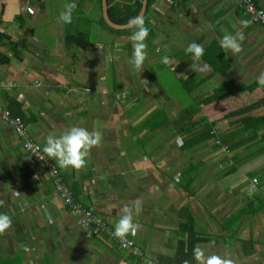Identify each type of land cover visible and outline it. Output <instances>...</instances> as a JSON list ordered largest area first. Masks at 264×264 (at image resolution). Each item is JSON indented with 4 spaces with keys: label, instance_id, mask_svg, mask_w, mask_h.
<instances>
[{
    "label": "crops",
    "instance_id": "obj_1",
    "mask_svg": "<svg viewBox=\"0 0 264 264\" xmlns=\"http://www.w3.org/2000/svg\"><path fill=\"white\" fill-rule=\"evenodd\" d=\"M44 1L41 8L33 0H0V9L4 7L0 105L25 124L29 137L41 148L50 133L73 126L102 133L100 146L91 149L86 167L79 171L60 169L48 159L61 185L78 196L77 202L101 229L95 232L92 224H79V213L60 200L56 181L43 165L25 158L22 140L0 117V201L4 202L0 213L13 221L12 228L0 235V263L144 264L150 258L151 264H182L176 249L186 237L198 239L194 248L205 249L206 255L227 256L233 264H264V210L241 216L236 226L230 220L250 196L264 199L261 188L249 189L252 179H258L257 172L264 171L252 166L259 159L237 167L234 163L236 170L230 172L231 156L244 147L226 153L210 139L183 151L184 136L172 124L180 111L199 98L197 90H212L232 81L257 83L260 91L264 58L249 55L258 49L264 57V28L238 12L237 0H155L149 14L153 34L146 41L152 52L142 71L136 72L129 64L130 35L104 28L94 2L74 0L77 8L72 23L61 25L57 17L62 3ZM254 1L264 10V0ZM155 7L168 15L178 13L182 25L176 27L168 19L167 25L155 17ZM240 32L244 35L242 52L233 55L221 48L230 65L226 74L212 76L208 65L190 56L191 62L176 75H199L200 82L182 93V104L176 96L165 94L154 75L158 69L170 73L179 68L186 61L179 52L192 42L205 50L213 41L220 46L225 33ZM106 33L108 42L97 38ZM248 46H254L251 52H246ZM164 56H170L169 63H163L165 69L151 68ZM218 103L202 108L200 114L207 120L216 117L208 109ZM157 110L165 116L156 115ZM228 129L221 121L214 130L219 134ZM188 167L194 172L191 186L184 183ZM137 198L142 211L134 222L140 227L135 236L127 237L136 248L132 254L110 234L121 208ZM188 261L196 264L193 257Z\"/></svg>",
    "mask_w": 264,
    "mask_h": 264
},
{
    "label": "trees",
    "instance_id": "obj_2",
    "mask_svg": "<svg viewBox=\"0 0 264 264\" xmlns=\"http://www.w3.org/2000/svg\"><path fill=\"white\" fill-rule=\"evenodd\" d=\"M36 4L40 5L41 8L44 6V0H33ZM81 2L86 0H80ZM97 5L98 12L100 15V24L110 30L111 32L115 33H122V34H131V30H122L117 31L109 28L103 21L101 17V2L100 0H90ZM108 5V16L110 20L118 25L127 24L128 21L133 18L137 17L140 9H141V0H106ZM182 2V0H180ZM155 0H147V9L146 13L143 17L146 26L150 29L149 36L147 40H150L152 37L153 31L150 24V8L153 5ZM255 2V1H254ZM182 4V3H181ZM3 5H1L0 9V25L2 24V15H3ZM238 12H242L243 9L241 7L237 8ZM258 25V24H257ZM87 36V35H86ZM2 35H0V38ZM88 38L86 39V45H88ZM179 55L182 56V61L186 60L185 63L180 62V67L177 69H171L172 74L178 73L181 69H183V65L189 64V57L191 54H187L184 52H179ZM176 55H172V58H176ZM170 58V56H168ZM159 60V59H158ZM202 62L208 65L211 68L210 75H224L229 70V63L225 59V55L216 41H213L209 44V46L204 50V55L202 57ZM156 61V60H155ZM160 69H165L163 63L158 64L156 66ZM150 75V74H149ZM155 75V74H154ZM199 75H191L187 78H179L178 81L182 85L183 89L188 92L191 91V87H193V83L197 81L200 82ZM259 88L257 83H251L249 85L244 84H236L232 81H228L225 83L220 84L218 87H215L210 92L205 93L204 96L195 98L194 103L189 107L180 111L178 117L172 122L179 132H181L182 136H184V142L182 143V150L188 151L191 148H194L202 143L207 141L213 140L215 148L225 149L226 153L233 151L237 148L244 147L242 151L237 153L236 155H232L231 158L234 162H231L230 172H235L236 167L248 162L253 158L254 154L259 155L261 151H264V85L261 87L259 93H261V97L254 102L244 106V107H236L228 113H224L222 115H216V117L212 118L211 120H207L205 117H200L197 120H192L195 118L197 114H200L202 108L207 107L211 104L218 103L220 101L232 99L234 97L241 96L243 94H253ZM193 90V89H192ZM263 112H259L253 114V112H257L261 110ZM156 115H161V117L165 116L164 111L157 110L155 111ZM166 121V118L165 120ZM226 122L229 131H224L223 133H217L214 129L217 127L219 122ZM261 131V133H260ZM222 132V131H220ZM251 146L256 147V151L252 152L250 156L248 154L251 152ZM253 160V159H252ZM236 163V167L234 166ZM193 167V166H192ZM188 167L186 169V173L184 174L185 181L184 183L187 185L190 183L192 185V179L194 177L193 168ZM264 175V171L261 172V176L257 175V178H253L256 181V188H262L264 186V180L262 176ZM254 176V175H250ZM252 179V180H253ZM73 203L79 204L78 196L70 192ZM255 201H258L253 208L252 211H248L246 209H241L238 212L236 218L230 219L232 224L236 226L239 218L243 215L253 216L258 211L264 210V199L256 198ZM82 206V205H81ZM67 207V206H66ZM71 210V208L67 207ZM232 225V226H233ZM234 227V226H233ZM186 226L182 227V234L184 235ZM185 236V235H184ZM198 239L190 240L189 238L184 237V240L178 241L176 255L182 256V264L184 260L192 259L193 257V249ZM3 263V262H2ZM0 263V264H2ZM6 263V262H5Z\"/></svg>",
    "mask_w": 264,
    "mask_h": 264
},
{
    "label": "clouds",
    "instance_id": "obj_3",
    "mask_svg": "<svg viewBox=\"0 0 264 264\" xmlns=\"http://www.w3.org/2000/svg\"><path fill=\"white\" fill-rule=\"evenodd\" d=\"M76 8L77 5L74 0L73 2L65 3L58 14L57 22L61 25L71 24ZM242 23L246 24L247 22ZM128 27L131 30L128 39L132 44V55L129 64L133 70L141 72L148 57L146 40L150 29L146 26L142 17L131 18L128 21ZM243 39L244 35L242 32L237 34L225 33L220 38V47L233 55L238 54L242 51L241 42ZM185 52L191 54L192 60L198 63L204 55V48L201 44L192 42L186 47ZM161 63L168 64L169 58L167 56L162 57ZM258 80L260 84L264 85V73L260 74ZM102 139L100 131H89L87 128L79 126L67 128L59 134L50 133L46 138V143L42 146L43 155L39 159L45 160L44 157L46 156L47 159L54 160L60 169L79 171L86 167L87 157L91 149L99 147ZM36 151L39 152L41 149ZM3 203V201H0V206H3ZM141 211L142 201L139 198L132 201L131 205L123 206L120 217L114 225L113 237L125 241L129 235L135 236L140 225L134 222V216H138ZM12 226V218L0 213V235L5 234ZM193 259L196 264H233V260L227 256L206 255L205 249L201 247L193 249ZM121 264H123V261ZM144 264H151V259L146 258ZM183 264H190V262L185 260Z\"/></svg>",
    "mask_w": 264,
    "mask_h": 264
},
{
    "label": "built area",
    "instance_id": "obj_4",
    "mask_svg": "<svg viewBox=\"0 0 264 264\" xmlns=\"http://www.w3.org/2000/svg\"><path fill=\"white\" fill-rule=\"evenodd\" d=\"M237 7H241L243 9V12H245L249 16L252 23L258 24L259 26L264 28V10L262 8H258L255 5L254 0H237ZM3 87L4 86H0V89H2ZM0 117L14 130L16 136L22 140V146L25 156H27V158H31L36 163L43 165L47 169L49 177L56 181L57 194L62 198L65 206L71 208V211L79 213V224L82 227H88L90 224H92L94 226L95 232L101 229L100 223L94 221V217H92V214L88 210L84 209L80 204L73 203V198L69 190L65 186L61 185V183L59 182V178H57V170L47 159V157H44L45 160L39 159V157L43 155L42 148L38 143L34 142L29 137L25 124L22 123L19 119L12 118L9 111L5 108H2L1 105ZM37 149H41V151L37 152ZM254 181L256 180L253 179L251 183L252 188H255L256 186V182L254 183ZM110 237L114 238L112 233L110 234ZM117 240L119 241L122 249L128 250L132 254L136 253V248L133 242L128 239H126L125 241H121L119 239Z\"/></svg>",
    "mask_w": 264,
    "mask_h": 264
},
{
    "label": "rangeland",
    "instance_id": "obj_5",
    "mask_svg": "<svg viewBox=\"0 0 264 264\" xmlns=\"http://www.w3.org/2000/svg\"><path fill=\"white\" fill-rule=\"evenodd\" d=\"M57 1H60L62 3V5L64 6L65 3H68L69 1H73V0H57ZM49 2L52 3V0H50ZM55 5L57 7H59L60 6V3H55ZM47 6H49V5L47 4ZM152 11L154 12L155 17L160 18L161 21H164L169 26H170V23L168 22V20L170 22H173L176 25V27H179L178 25H182V22L180 24V21L181 20L177 19L178 17H180V15L178 13H177V15L176 14H172L173 15V17H172V15H168L167 12H163V10H160L157 7H155V9H153ZM172 27L175 28L174 26H172ZM38 35L39 36L43 35V33L41 32V29L38 31ZM108 36L109 35L107 33L106 34H100L97 38L98 39H101V40H103V38H104L103 41L104 42H108ZM248 47L250 49L248 51H246V52H251L252 51L251 49L254 46H248ZM242 48L244 49L243 46H242ZM151 52H152V50L150 51V48L147 47L148 57H149V54ZM244 54H247V53H244ZM251 56L253 58H255V59L257 58L258 60H262L264 58L263 55H261L260 53H258V49H257L256 54L249 55V58ZM181 58H182V56H181ZM158 59H161V58H157V61H155L154 63L150 64L151 68H154V67L158 66V64L161 61V60H158ZM198 70H199V68H198ZM157 71H156V74H155V78L157 79L159 85H161L164 88L163 91H166L165 94L167 96H176L177 99H178V101H181V104H182V101L185 102V100H182V93H185V90L183 89L182 85L179 84V82H178V79L179 78H177V77H183V75H180V74H177V75L176 74H172V73H169V71H167V70L166 71H163V72H160V70L158 69ZM210 91H211V89H208V90H205V89L204 90H197L196 91V94H197V96L201 97L205 93L210 92ZM260 97H261V93H259V91H256V92H253V94H251V95H249V94L247 95L246 94L245 96H241V97L235 98L233 100H230V102L228 100V103L226 101H222V103H218L220 105H214L212 107H209L208 114L210 116L211 115H214V113L216 115H222L224 113H228L231 110H233L234 109V106L239 107V108L244 107V106L250 104L251 102L256 101ZM187 107H189V106H187ZM259 112H263V111L262 110H259L257 113H259ZM200 116H202V115L200 114ZM195 118H197V116H195ZM260 133H261V131H260ZM251 149H254V146ZM251 154H252V152H250L248 154V156H250ZM252 157H253L252 159H254V158H258L259 159V160L252 161L253 162L252 166H254V167H261L262 169H264V151H261L259 153V155L254 154ZM25 158L26 159H30L31 161H33L31 158H27V156H25ZM33 163L36 164L35 161H33ZM247 170H249V169H247ZM257 174H259L261 176V173L260 172H257ZM47 175L49 176L48 172H47ZM256 187L257 186H255V188ZM255 188L250 187L249 189L253 191V189H255ZM260 191L261 192H264V186L261 188ZM254 199H255V197H253V196H250V199L249 200L246 199L243 208L246 209V210H248V211H252L253 208L255 206H257L256 203L258 202V201H255ZM60 200L64 204V202H63V200H62L61 197H60ZM249 217H251V216H249Z\"/></svg>",
    "mask_w": 264,
    "mask_h": 264
},
{
    "label": "water",
    "instance_id": "obj_6",
    "mask_svg": "<svg viewBox=\"0 0 264 264\" xmlns=\"http://www.w3.org/2000/svg\"><path fill=\"white\" fill-rule=\"evenodd\" d=\"M101 2V15L104 23L111 29L117 30V31H122V30H129L130 28L128 27V23L124 25H118L113 23L109 16H108V5L106 0H100ZM147 9V0H141V9L137 17H144Z\"/></svg>",
    "mask_w": 264,
    "mask_h": 264
},
{
    "label": "bare ground",
    "instance_id": "obj_7",
    "mask_svg": "<svg viewBox=\"0 0 264 264\" xmlns=\"http://www.w3.org/2000/svg\"><path fill=\"white\" fill-rule=\"evenodd\" d=\"M255 3V2H254Z\"/></svg>",
    "mask_w": 264,
    "mask_h": 264
}]
</instances>
